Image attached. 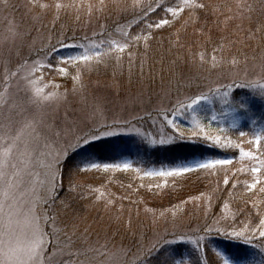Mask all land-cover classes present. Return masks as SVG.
<instances>
[{"label": "rangeland", "instance_id": "374dc122", "mask_svg": "<svg viewBox=\"0 0 264 264\" xmlns=\"http://www.w3.org/2000/svg\"><path fill=\"white\" fill-rule=\"evenodd\" d=\"M150 1L0 0V172L9 184L15 181L14 195L5 203L9 184L0 177V249H38L15 256L5 251V259L25 264H144L166 244H194L207 237L201 227L216 211L208 233L219 229L264 251V126L254 122L250 107L233 103L240 89L264 96V39L258 29L262 17L264 32V0H223L216 5L217 29L225 38L207 52L206 39L194 40L195 32L190 36L189 52L180 53L186 61L180 71L183 84L175 89L162 78L151 82L149 57L137 48L126 54L130 49L118 47L123 51L118 49L109 64L98 60L105 53L95 38L106 29V19L133 17ZM59 3L63 5L55 6ZM54 43L59 49L80 46L81 51L69 57L89 59L57 56L51 61L47 49ZM125 135L145 140L150 151L179 141L201 142L237 152V163L225 154L219 159H231V164L198 168L199 163L218 160L198 157L148 169L135 187L144 191L134 199L139 219H124L126 228L124 221L112 227L116 218L103 223L98 217L100 208L111 205L102 190H97V202L86 206L87 215L72 225L62 223L55 199L63 191L64 162L81 147ZM130 153L118 154L115 162L90 158L83 170L114 179L111 189L132 187L130 171H139L133 168L135 161L154 155ZM189 166L190 171H178ZM170 180L181 187L170 190ZM223 188H228L225 197L219 194ZM230 219L240 221L227 222ZM217 254L222 264H264L260 259L232 262L222 250ZM150 263L169 264L160 257Z\"/></svg>", "mask_w": 264, "mask_h": 264}, {"label": "trees", "instance_id": "16d2710c", "mask_svg": "<svg viewBox=\"0 0 264 264\" xmlns=\"http://www.w3.org/2000/svg\"><path fill=\"white\" fill-rule=\"evenodd\" d=\"M222 1L151 0L150 4L148 3L147 6L145 5L146 7H143L145 8L144 10H138V13L136 12L133 17L129 15L128 17L120 18H114L116 16L108 17L106 19V29L95 38L97 43L101 44L102 52L105 53L98 60L107 64L115 60L112 56L114 55L115 57L118 54L117 52H119L120 48L117 46L130 49L128 52L126 51V54L137 48L139 52L149 57L150 61H148V64L150 69L153 70L151 82L162 78L164 82L169 81L174 86V89L180 88L183 84L180 79V71L182 66L186 64L185 58L181 57L180 53L186 56V52H189L187 48L189 47L190 36L195 32L197 35L194 36V40L198 39L202 42L203 39H206L205 46L207 52L214 51L216 45H219L225 38L221 32V28L217 29L218 23H220L217 20L218 17L214 16V8ZM59 5L63 4L59 3ZM169 9L174 10L175 15ZM57 10L62 11L63 9L57 8ZM63 13L64 10L61 14L63 15ZM261 18L259 19L260 27L258 26V29L262 34L261 37L264 39V32H262L263 20ZM164 20H167L168 23L157 28L156 25ZM205 36L208 38H205ZM69 41L72 42L73 40L69 39ZM56 44H52L47 49L49 52L52 51L49 53L51 61L58 60L57 56L67 59L70 55L72 56L82 49L77 45H73L68 49H59V46ZM56 49L58 50L55 51ZM109 58L112 59L110 60ZM47 71V69L44 71L46 75L49 73ZM191 85L193 84L191 83ZM236 101H240L247 107H250L255 112L254 122L257 123V126H264V96H261L257 92L254 93L253 91L240 89L233 95V103ZM141 140L135 135L117 136L100 140L81 147L64 162L60 180L63 185V191L57 193L55 199L59 206V218L62 223L67 221L72 225V221L75 218L87 215L85 211L86 206L94 204L95 201L97 202V190H102L100 191L101 193L110 197L111 205L100 208L101 211L98 212V217L105 219L103 223H106L105 221L109 222V218H116L117 223L113 224L112 227L120 225V222L124 221V224H121L123 228H126L125 220L129 218L134 223L135 220L139 219L136 216L139 208L134 199H139L144 191L141 188L137 189L135 187L140 185L138 177L146 174L148 169L152 167L172 166L181 161L191 160L196 157H200L201 159H219L225 154L234 158L233 162L237 163V152L230 150L223 152L210 148L201 142L179 141L170 145H159L154 151H150L147 142L145 140L142 142ZM131 151L133 153L143 151L146 154L152 153L154 155V158L151 160L147 158V160L142 162L135 161V164L142 169V172L134 174V172L130 171L134 174L130 173L132 175L131 181L135 183L132 184V187L127 184L117 189H111L110 186L114 183V179L111 180L109 176L101 175L97 170H83L85 165L92 162L90 158L102 162H115V156L120 153L131 154ZM122 175H126V172H122ZM92 176L95 177L93 181L85 182V179H81L82 177L90 178ZM91 182L94 183L92 184ZM114 185L113 188H115ZM180 185L181 183L174 184L170 180L167 186L170 190H174L175 188H180ZM227 190L228 188H223L219 191V194L225 197ZM167 195L171 194L167 193ZM104 203L102 202L101 206H104ZM209 215L210 219L201 227L207 237L198 240L194 244L189 242L166 244L162 248L160 247L161 249L158 248L159 250L155 251L157 254L152 255L147 259V263L145 262L144 264H151L150 261L153 262L158 257L168 261L169 264H176L178 262L186 264H222L217 250H222L232 261L252 262L259 259L264 260V251L253 248L241 240L225 236L224 232L219 229L208 233L209 229H211L210 226H212V220L216 219L218 212L216 211L214 214ZM246 215H242V217H246ZM92 218L93 216L88 221H91ZM229 221L239 223L240 220H227V222Z\"/></svg>", "mask_w": 264, "mask_h": 264}, {"label": "snow or ice", "instance_id": "6c2138e0", "mask_svg": "<svg viewBox=\"0 0 264 264\" xmlns=\"http://www.w3.org/2000/svg\"><path fill=\"white\" fill-rule=\"evenodd\" d=\"M57 7H60V5H57ZM169 11L173 12V15H175V11L174 10L169 9ZM167 23H168V21L164 20L161 23H158L156 25V27L160 28L162 25L167 24ZM117 47H119V46H117ZM120 50L123 51L122 48ZM97 55H98V53H97ZM76 59L88 60L89 57L87 55H82L81 57H69L68 61L76 60ZM59 71L60 72H64L65 70L63 68H61V69H59ZM204 139L211 140V137L205 136ZM218 144H219V137H217V140H216V142L213 143V146L216 147V146H218ZM241 154L242 155H249V153H245V152H242ZM218 161H222L223 163H218ZM231 163H232L231 159L224 158V159H218V160H213V161H207V162L199 163V164L195 165V167H198V168H209V167H214L215 165H228V164H231ZM92 167H94V168L95 167H99V165L93 164ZM103 167L104 168H108V167H110V165H104ZM128 167L129 166L127 164L124 165L125 169H127ZM190 170H191V166L181 168L178 171L187 172V171H190ZM253 171H259V169H254ZM158 175H160V176L173 175V173L172 172H168V173L160 172V173H158ZM0 177H3L4 180H5V183L9 184V182L7 181V178L4 176V174L2 172H0ZM224 183L228 184V180L225 179ZM255 186H256L255 184L251 185V187H253V188ZM14 187H15V181H12L9 184L8 190L4 192L5 203L7 202V200H9V199H11L13 197L14 194L12 192V188H14ZM3 207H4V204H0V210H2ZM261 224L264 225V221H261ZM261 235L264 236V232H261ZM28 249L38 250L36 246H31V247H28L27 249H13L10 246L7 247L6 250H5V248L4 249H0V264H25V261H23V260L13 261V260L5 259V251L7 252L8 255L15 256V255H18L20 253H23L24 251H26ZM27 264H33V261H28Z\"/></svg>", "mask_w": 264, "mask_h": 264}, {"label": "bare ground", "instance_id": "6f19581e", "mask_svg": "<svg viewBox=\"0 0 264 264\" xmlns=\"http://www.w3.org/2000/svg\"><path fill=\"white\" fill-rule=\"evenodd\" d=\"M43 71H45V70H43ZM142 142H144V140L142 139L141 140ZM210 147V146H209ZM210 148H213V147H210ZM215 149V148H214ZM196 158H198V157H196ZM193 159V158H192ZM209 159V158H208ZM203 160H207V159H203ZM187 161H190V159L189 160H187ZM133 168H135V169H139V171H137L136 172V170H131L132 172H136L137 174H139V173H141L142 172V169L141 168H139L136 164L135 165H133ZM232 261V260H231ZM232 262H239V261H232ZM179 263V262H178ZM178 263H176V264H178Z\"/></svg>", "mask_w": 264, "mask_h": 264}]
</instances>
